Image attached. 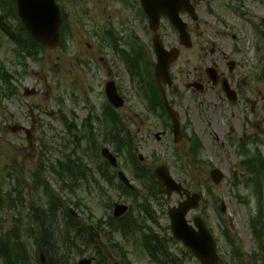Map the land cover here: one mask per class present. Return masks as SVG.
<instances>
[{
  "label": "rangeland",
  "instance_id": "1",
  "mask_svg": "<svg viewBox=\"0 0 264 264\" xmlns=\"http://www.w3.org/2000/svg\"><path fill=\"white\" fill-rule=\"evenodd\" d=\"M61 1L65 10L77 13L78 19H71V38H66V43L57 48L40 52L37 56L42 58L38 63H29L23 82H14L16 96L4 99L0 111V183L6 191L13 186H16L14 190H18L17 179H20L27 198L24 206H17L14 210L5 208L1 216L4 231L20 212L23 222L18 231L21 236H28L29 221L24 216L28 214L30 204L36 205L42 194L40 188L32 191L33 173L42 160L45 169L41 177L53 189H61L62 192L64 188L62 193L68 198L66 202L63 200V211L59 212V217L60 213H64L68 219V211L73 209L82 221L84 217L91 218L90 224H98L101 219L110 233L115 224L110 219L115 203H132L136 209L128 215L133 213L134 216L127 219V225L132 226L137 219H141L138 222L144 223L145 232L153 229L161 237L166 236L161 245L169 250L175 248L174 253L179 256L178 252L184 253L185 248L172 241L167 234L170 222L165 217L167 207L176 205L179 197L174 195L168 200L163 196L160 199L157 186L144 179L147 176L144 169L150 173L160 164H165L178 181L203 194L199 209L189 214L188 218L191 220L193 215H201L206 220L217 240L223 261L226 264H264V252H259L264 246V232L259 243L249 225L250 216H258L260 205L264 212V172L255 176L249 168V165H255L256 171H260L258 168L264 165V0H193L199 15L198 22L191 23L192 19L184 16V20L191 23L193 47L186 49L180 46L181 55L171 67L174 84L168 88V97L180 112L188 135L194 133L198 141L199 145H194V161L188 154L186 136L178 144L174 142L173 130L164 119L150 111L148 101L141 96L138 83L137 86L130 79L122 60L109 48H106V53L100 52L99 38L95 35L98 29L106 33L111 22L119 35L123 28L128 30L129 26V30L139 36V42L130 45L134 46L135 55L144 66L141 51L148 48L154 34L147 31L143 24L135 25L133 11L123 8L119 1ZM163 30L161 35L166 45L179 46L178 35L173 28L167 24ZM65 34L69 36V29ZM127 45L118 43V47L122 48H127ZM12 48L7 35L0 30L1 67L13 66ZM150 60L151 71L152 57ZM209 67H214L220 77L217 85L208 77L206 70ZM136 72L141 73L137 67ZM143 72L149 81L148 73L144 69ZM223 80H227L231 89L237 91L235 101L227 98L222 89ZM108 81H115L127 96L124 107L117 112L122 117L120 121L125 124H122L123 127L130 128L135 135L133 140L127 137L118 140L131 142L133 150L135 146L139 148L137 156L138 152L144 156L142 166L138 165L135 169L141 176L138 180L143 179L146 186L151 184L147 188L132 178L131 166L133 169L134 166L127 160L132 155H128L121 144H111L110 139L114 138L117 142V137L110 131L109 123H103L99 118L108 101L105 95ZM192 83L194 87H189ZM26 88H34L37 93L26 96ZM154 110L160 111L156 107ZM15 125L28 127L31 135L28 137L24 131L13 130ZM158 133L161 134L160 140L156 137ZM93 137H97L95 142ZM101 145L115 150L121 170L134 180L137 185L134 190L141 193L138 198L140 208L133 196L119 189L116 171L110 169L103 175L108 167L99 156ZM68 154L74 160L80 158L83 165H87L84 175L76 172V178L70 174L61 176L52 170L51 166H54L61 171L60 164L66 162ZM213 169H220L223 174L218 183L212 178ZM108 178L114 182L108 184ZM261 184L262 187L257 190L256 187ZM145 195L154 199L145 200ZM117 225L118 233H114L112 239L109 236L97 238L96 245L104 254V257L100 255L102 259L109 257L110 264H123L120 258L125 253L118 251L122 255H118L119 258L117 251L111 249L115 245L118 249L124 242L126 256L133 264H151L147 253L134 243L138 236L121 235L126 224ZM226 234L239 244L243 261L228 245ZM82 248L84 255L81 256L70 246L66 261L70 260L69 264H72L71 259L78 261L88 254H96L92 248ZM171 258L167 257L165 264H178V260ZM185 264L200 263L194 258H185Z\"/></svg>",
  "mask_w": 264,
  "mask_h": 264
},
{
  "label": "trees",
  "instance_id": "2",
  "mask_svg": "<svg viewBox=\"0 0 264 264\" xmlns=\"http://www.w3.org/2000/svg\"><path fill=\"white\" fill-rule=\"evenodd\" d=\"M0 3H4L7 6L8 13L15 18L17 17L16 12V6L15 3L11 0H0ZM0 24L4 26V19L3 17H0ZM19 25H17L18 34L8 32L10 34V37L16 41V45L18 46V49L16 50L17 56L20 58H23V61L25 62L27 60V57L36 60L37 55L45 50V47L36 42L32 37L28 35L24 27L18 22ZM6 31H8L6 28H4ZM0 74L4 78V83L7 85L8 88H10V77L12 74L8 71L0 70ZM1 106V101H0ZM111 113H105V115H110ZM112 124V123H111ZM120 124V126H119ZM123 123L120 120L114 121L113 127L116 131V135L119 138H124L127 136L128 139L131 140L129 131L127 128H124ZM112 127V125H111ZM111 132L113 133V128H111ZM127 133V135H126ZM93 141H96V138H92ZM127 139V140H128ZM128 148L132 149L131 142L127 143L122 141V148ZM126 150V149H125ZM260 160H262L259 157ZM105 165L107 167L109 166L107 161H104ZM250 164V163H249ZM248 164V165H249ZM255 165H249V168H251V172L253 175L257 176L258 172H261V174L264 172L263 168L264 165H262V168H258L260 171H256V168H254ZM61 171L59 172L55 167L53 168L55 171L59 172L61 176H63L64 172L66 174H70L72 177L76 178V172H80L81 174H85L87 172V165H83L80 158L74 160L71 158V155L68 156L65 163L60 164ZM138 167V166H137ZM140 167V166H139ZM255 169V170H253ZM143 170V168H141ZM145 174L147 176L144 177L145 180H151L155 186H157L158 190L160 191V194H162L159 183L156 181L155 176L153 173H149L146 169ZM151 175V176H149ZM135 176L139 179L141 176L138 174V170L135 169ZM36 182L39 181L41 184L43 179L40 177L39 173L35 174ZM144 187H148L144 185L145 181L143 179H140ZM38 184V185H40ZM124 191H130L129 189L123 187L120 185ZM41 187V186H40ZM262 187L261 185H258L256 187L257 190H260ZM42 190H44V203L42 205L34 210L33 215L29 218V232L27 233L28 236L23 237L18 231L19 226L22 224L23 219L18 222L14 226L13 230H10L8 233H2L0 232V261L3 262V264H41L38 256V249L42 248L45 252L46 257V263L47 264H69L70 260L66 261V254L70 252L69 247L73 246L76 249V252L78 255H84V249L77 245L76 239L79 241L80 244H93L97 242V238L99 237H108L110 239L113 238L114 233H118V225H117V219L110 218L115 224L111 228V231L109 233V230L104 227V222L100 219L98 224H90L91 218H84L83 221L76 216H73L72 214H69L68 219H63V222L60 220V217L58 216L60 208H62V201L61 198L58 197V194L55 191H51L49 186H42ZM5 194L3 193L2 188L0 187V207L4 203ZM11 199V198H10ZM14 202V200H12ZM149 200H147L148 202ZM264 212L261 208L258 210V216H254L252 219V229L253 233L256 237V239L261 243V239L263 237L264 232ZM91 220V221H90ZM92 223V222H91ZM119 223L126 224V226H122L123 229L122 235L125 237H128L132 232H136L140 228L139 222L136 224L127 225L126 220H120ZM32 224V225H31ZM34 224H37L38 229L37 232L34 231L32 228ZM82 236V238H80ZM33 240L35 238V244L38 248L30 249L29 245H31L28 242V239ZM159 235L152 234L148 236V247L155 257H164L165 260L167 257L174 256V253H172L171 250L168 249V247H163L161 245ZM172 238V237H171ZM173 239V238H172ZM93 242V243H92ZM230 245L233 246V252L237 253L236 255L239 257L240 261H243V255L239 254V247L238 244L235 243L234 240L229 238ZM116 246V245H115ZM87 247H85L86 250ZM99 255H102V251L100 248L96 247ZM260 253L264 252V246L261 247V250H259ZM102 253V254H101ZM71 254H75L73 251ZM159 257V258H160ZM36 260V261H35ZM75 259H71V262L73 264ZM162 264H165V261L162 262Z\"/></svg>",
  "mask_w": 264,
  "mask_h": 264
},
{
  "label": "water",
  "instance_id": "3",
  "mask_svg": "<svg viewBox=\"0 0 264 264\" xmlns=\"http://www.w3.org/2000/svg\"><path fill=\"white\" fill-rule=\"evenodd\" d=\"M18 2V9L20 17L26 26L29 33L37 41L45 44L49 47L56 46L59 41V24H60V12L55 4L54 0H16ZM171 0H142V3L146 9V12L151 18L152 26L157 23V20L161 14H169L171 11L187 9L190 11L189 4H183L180 2L177 8L172 5ZM177 9V10H176ZM172 22L179 30L182 36V42L190 45L188 40V34L186 32V25L183 24L177 16L169 14ZM155 49L157 53L158 63L156 65V76L158 81L170 83L169 66L178 55L177 50L167 52L164 50L160 42H156ZM212 77V76H211ZM213 78V77H212ZM162 89V87H161ZM228 90V87L226 88ZM164 95V90L162 89ZM107 94L110 101L117 107L123 105V100L117 93L114 83L107 85ZM178 135L179 133V120L177 114L172 110L169 111ZM103 155L106 156L113 164H116L115 158L109 153L107 149L103 150ZM217 178H220L219 172L216 171ZM157 177L161 180L162 185L165 187V192L171 195L174 191L181 193V185L177 184L170 176L168 170L165 167H160L156 170ZM121 178L127 183V179L123 174ZM219 181V179H217ZM188 200L181 203L179 207L170 209L169 215L172 220V230L174 235L181 240L186 246H188L195 254V256L202 262V264H221L220 259L216 253L215 243L208 229L206 228L203 220L200 217H196L194 222L198 227V230L188 224L186 215L192 207H197L200 199V195L194 194L190 197L189 192H184ZM127 210L126 206L117 205L115 210L116 216H122ZM42 261L44 258L42 256ZM91 259H83L78 264H91Z\"/></svg>",
  "mask_w": 264,
  "mask_h": 264
},
{
  "label": "bare ground",
  "instance_id": "4",
  "mask_svg": "<svg viewBox=\"0 0 264 264\" xmlns=\"http://www.w3.org/2000/svg\"><path fill=\"white\" fill-rule=\"evenodd\" d=\"M80 238H82V236ZM75 243H77V245L80 246V247L92 248L94 251H97V249H96L97 245H95V243H93V242H92L93 244H89V245L88 244H80L79 241L76 239ZM101 264H109V263L107 261H105V262H103Z\"/></svg>",
  "mask_w": 264,
  "mask_h": 264
},
{
  "label": "flooded vegetation",
  "instance_id": "5",
  "mask_svg": "<svg viewBox=\"0 0 264 264\" xmlns=\"http://www.w3.org/2000/svg\"><path fill=\"white\" fill-rule=\"evenodd\" d=\"M133 11V10H132ZM139 17V16H138ZM143 21L144 22H148V19L145 17V15H144V19H143ZM139 22H140V20H139ZM148 34H151L150 32H147ZM145 57L147 58L146 60H144L143 61V67H146V69H147V66L149 65V61H148V59H149V53H145ZM182 199L181 198H179V200H178V202L177 203H179L180 201H181ZM170 206V205H169Z\"/></svg>",
  "mask_w": 264,
  "mask_h": 264
}]
</instances>
